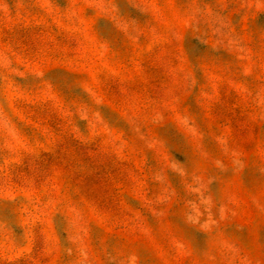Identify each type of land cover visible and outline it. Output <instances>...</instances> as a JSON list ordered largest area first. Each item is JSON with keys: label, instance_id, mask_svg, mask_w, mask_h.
I'll list each match as a JSON object with an SVG mask.
<instances>
[{"label": "rangeland", "instance_id": "374dc122", "mask_svg": "<svg viewBox=\"0 0 264 264\" xmlns=\"http://www.w3.org/2000/svg\"><path fill=\"white\" fill-rule=\"evenodd\" d=\"M0 264H264V0H0Z\"/></svg>", "mask_w": 264, "mask_h": 264}, {"label": "clouds", "instance_id": "9594fccd", "mask_svg": "<svg viewBox=\"0 0 264 264\" xmlns=\"http://www.w3.org/2000/svg\"><path fill=\"white\" fill-rule=\"evenodd\" d=\"M251 7V5H249Z\"/></svg>", "mask_w": 264, "mask_h": 264}]
</instances>
